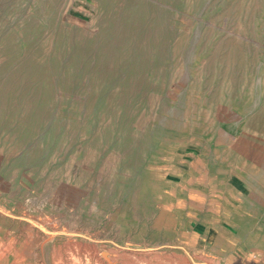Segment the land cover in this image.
Instances as JSON below:
<instances>
[{
    "label": "rangeland",
    "instance_id": "rangeland-1",
    "mask_svg": "<svg viewBox=\"0 0 264 264\" xmlns=\"http://www.w3.org/2000/svg\"><path fill=\"white\" fill-rule=\"evenodd\" d=\"M202 154L264 163V0H0V264H228Z\"/></svg>",
    "mask_w": 264,
    "mask_h": 264
},
{
    "label": "crops",
    "instance_id": "crops-1",
    "mask_svg": "<svg viewBox=\"0 0 264 264\" xmlns=\"http://www.w3.org/2000/svg\"><path fill=\"white\" fill-rule=\"evenodd\" d=\"M190 163L201 198L186 212V222L198 241L220 249L228 264L232 259L237 264H264V163L251 175L242 168L233 172L230 166L227 175L217 173L225 164L213 157H194Z\"/></svg>",
    "mask_w": 264,
    "mask_h": 264
},
{
    "label": "bare ground",
    "instance_id": "bare-ground-1",
    "mask_svg": "<svg viewBox=\"0 0 264 264\" xmlns=\"http://www.w3.org/2000/svg\"><path fill=\"white\" fill-rule=\"evenodd\" d=\"M231 32V31H230Z\"/></svg>",
    "mask_w": 264,
    "mask_h": 264
}]
</instances>
